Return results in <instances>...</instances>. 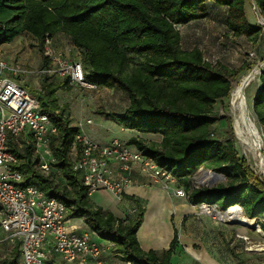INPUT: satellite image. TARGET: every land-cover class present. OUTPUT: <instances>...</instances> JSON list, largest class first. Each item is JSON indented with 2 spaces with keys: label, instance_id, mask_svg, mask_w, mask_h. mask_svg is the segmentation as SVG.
Returning <instances> with one entry per match:
<instances>
[{
  "label": "trees",
  "instance_id": "1",
  "mask_svg": "<svg viewBox=\"0 0 264 264\" xmlns=\"http://www.w3.org/2000/svg\"><path fill=\"white\" fill-rule=\"evenodd\" d=\"M248 0H0V46L27 34L37 41L42 53L48 36L62 34L82 51L80 60L85 82L96 88L119 89L128 98L122 113L109 118L123 129L158 136L160 142L133 137L128 144L144 151L161 168L184 186L192 205H215L225 212L238 206L245 218L256 220L264 232V180L253 174L239 157L232 132L224 140L212 138L216 122L213 106L228 99L232 83L242 69L230 70L204 60L198 48L182 50L177 26L203 20L212 4L226 10L225 27L234 38L246 37L253 44L259 31L250 27L245 9ZM264 19V0H254ZM48 61L41 55L40 70ZM41 75L40 90L29 89L39 111L47 115L57 134L51 142L54 167L62 184L35 168L30 148L21 149L8 137L7 149L18 159L16 169L23 174L20 186L38 185L48 197L61 202L69 219H81L90 232L114 244L121 261L133 264H170L177 233L167 250L143 252L136 232L143 222V209L136 203L135 216L116 218L97 208L69 157L77 126L59 106L56 93L69 90L68 79L53 83ZM253 98V113L264 132V69ZM224 176L207 187L192 188L191 178L200 170ZM14 245L10 258L0 264H18Z\"/></svg>",
  "mask_w": 264,
  "mask_h": 264
},
{
  "label": "built area",
  "instance_id": "2",
  "mask_svg": "<svg viewBox=\"0 0 264 264\" xmlns=\"http://www.w3.org/2000/svg\"><path fill=\"white\" fill-rule=\"evenodd\" d=\"M252 5L260 15L254 0ZM43 57L48 65L38 71L40 75L55 80L68 79L72 86L96 89L85 82L80 61L57 54L48 36L43 41ZM24 73L0 57V229L17 246L18 264H105L101 256L107 249L114 248L113 243L105 241L106 244H102L99 238L76 233L69 228L65 205L48 197L38 185L20 186L23 174L16 169L18 159L7 149L9 136L19 147L30 148L37 170L44 174L56 170L51 142L57 129L49 117L39 111L38 101L15 79ZM84 125H92V121L87 119L77 124L78 132L68 155L72 161L71 170L79 175L89 197L105 192L120 201L126 189L134 184V168L173 195L188 197L182 189L168 187L172 175L144 151L119 139L98 142L84 132ZM112 163L117 166L116 173ZM237 239L250 244L246 236H237Z\"/></svg>",
  "mask_w": 264,
  "mask_h": 264
},
{
  "label": "rangeland",
  "instance_id": "3",
  "mask_svg": "<svg viewBox=\"0 0 264 264\" xmlns=\"http://www.w3.org/2000/svg\"><path fill=\"white\" fill-rule=\"evenodd\" d=\"M258 14V11H256L252 5V0H248L246 5V15L248 20L259 24L260 16ZM261 28L263 36L256 45L247 43L244 38L234 39L233 37H228V33L223 27V22L218 17L213 18V15H211V18L198 20L188 25L176 27L181 37L180 46L182 50L188 51L193 48H198L202 52L204 60L208 63L213 65L219 63L230 70H240L243 68L240 75L247 73L254 66L264 63V28L262 26ZM25 47H29L32 56L29 59H22L24 61L21 62L20 59L24 57H22V50ZM3 48L4 49L0 51V57L9 64H12L13 67L25 71L24 74L16 76L15 79L21 82L27 91L29 89L36 91L40 90L41 75L38 73V70L41 66V55H43V52L41 53L39 51L37 41L33 40L31 37L24 36L16 46ZM250 54H253V56L251 57ZM238 78L232 83V87ZM50 81L57 83L61 80H56L57 82H55V79ZM26 86H28L29 89H27ZM68 86L70 88L69 90H59L56 93V96L59 106H67L65 115L68 117L72 125L77 126L78 123L90 119L92 121V127L90 130L91 135L98 138L100 136L98 135L100 134L98 133L99 127L105 125L104 129L100 130L102 135L104 134V140L106 141L113 139V137H117L123 142H128L130 138H133V135L147 142H160L158 136L142 135L135 131L130 132L125 129L122 130L123 128L120 125L109 118L112 114L122 113L128 105L127 96L119 89H86L81 86H72L70 84H68ZM258 88V76H256L255 80L251 82L245 91L251 118L253 119L261 137V146L258 152L254 154L247 151V149L238 141L233 128V119L230 115L228 99L218 101L213 106V113L215 114L216 122L213 126L212 138L224 140L228 134V129H230L235 141L234 146L239 157L246 161L255 176L260 180H264V132L257 123L252 109L253 98L258 92ZM114 130H118L119 134L114 135ZM20 148L23 149L24 146H20ZM202 171L203 169H200L191 178L192 188L206 186L209 183V177L203 175ZM51 177L56 183L62 184L64 182L58 169L51 173ZM219 182L220 181L213 185ZM167 185L168 187L180 188L185 191L184 186L181 185L176 178L171 177L167 182ZM90 199L97 208L104 212H111L118 219H124L127 216H135L136 214L135 209V212L131 213V207L127 206L128 203L124 199L118 201L113 196L108 195V193L98 192L91 196ZM198 215L199 218H210L211 221L216 222L225 228L226 232L231 235L233 241H231L232 243L230 245L234 250L243 248V246L237 242V236H246L249 238L252 245H257L259 243V246L264 247V232L256 225V220H254V225L244 227L232 222H222L215 216L203 214L201 209H199ZM252 245H248V248L256 249V246ZM13 247L14 245L8 240V235L0 229V260L9 259ZM255 255L256 254L247 256L246 264H251L252 262L258 264L264 263V255L263 257Z\"/></svg>",
  "mask_w": 264,
  "mask_h": 264
},
{
  "label": "crops",
  "instance_id": "4",
  "mask_svg": "<svg viewBox=\"0 0 264 264\" xmlns=\"http://www.w3.org/2000/svg\"><path fill=\"white\" fill-rule=\"evenodd\" d=\"M211 15H213V18H220L223 22L224 29L228 33V37L231 38L232 36L225 27L226 10L209 4L208 16L205 19L211 18ZM246 19L250 27L259 31L258 35L260 40L263 36L261 25L259 26L258 23L256 24L248 20L247 15ZM24 36L31 37L27 34L20 35L15 38L13 42L0 46V51L4 49L3 47L16 46ZM241 38H244L247 43L253 44L246 37L234 39ZM51 41L55 52L62 57L72 58L77 61L82 58V51L77 50L68 37L57 34L52 36ZM22 53V57H24L20 59L21 62L24 61L22 59H29L32 56L29 47H25ZM104 126L105 125L99 127L98 133L100 134L98 135L100 136L98 138L91 135V125H84L83 130L94 140L106 143L110 140H104V134L102 135L101 132ZM128 131L133 132L131 130ZM115 134H119L118 130H114V135ZM132 137L135 136L132 135ZM113 139L118 138L113 137ZM111 166L115 169L116 173L117 166L114 163H112ZM132 178L134 184L126 189L122 199L128 203V205H126L131 207V211H134L136 203L140 205L144 211L143 222L136 232L137 242L143 252L153 251L155 253H160L167 250L176 232L178 239L169 260L170 264H246V257L249 255L256 254L255 256L263 257L264 247L259 246V243V245H252L251 243L245 244L237 239V242L243 246L244 250L243 248H235L236 250L232 249L230 244L233 240L231 235L226 232L225 228L211 221L210 218H199V206L190 204L187 197H177L170 191L164 190L159 185L152 183L138 168L132 170ZM68 224L70 226L69 228L73 229L78 234H88L91 239L99 238L98 235L89 231L81 219H69ZM102 244H106L105 241H103ZM248 245L256 246V250H249ZM101 259L105 264L121 262V260L116 257L114 248L107 249L101 256Z\"/></svg>",
  "mask_w": 264,
  "mask_h": 264
},
{
  "label": "bare ground",
  "instance_id": "5",
  "mask_svg": "<svg viewBox=\"0 0 264 264\" xmlns=\"http://www.w3.org/2000/svg\"><path fill=\"white\" fill-rule=\"evenodd\" d=\"M259 24L264 28V21L260 17ZM260 67L261 64H258L247 73L240 75L236 83L233 85L228 98V106L230 109V115L233 119V128L235 131V135L240 144L243 145L247 149V151L252 152L254 154H256L260 149L261 137L253 119L251 118L249 104L245 91L247 87L251 84V82L255 80ZM252 77L253 80L249 84H247L248 80L250 78L252 79ZM201 212L203 214H210L212 216H215L222 222H232L240 226L246 227L255 224L254 220L245 218L237 207L229 208L228 214L226 216H220L216 212H214L213 209L207 207L202 208Z\"/></svg>",
  "mask_w": 264,
  "mask_h": 264
},
{
  "label": "water",
  "instance_id": "6",
  "mask_svg": "<svg viewBox=\"0 0 264 264\" xmlns=\"http://www.w3.org/2000/svg\"><path fill=\"white\" fill-rule=\"evenodd\" d=\"M260 18H262V17L260 16ZM262 20L264 21L263 18H262ZM263 69H264V63L261 64V67L257 73V76H259L262 73ZM252 80H253V77H252V79L250 78L248 80L247 84H249ZM202 172H203V175L209 176L210 181L206 185L207 187H211L214 183H216L218 181H224L225 180L224 176H222L221 174H217V173L209 171V170H203ZM202 205H204V204H202ZM202 205L199 206L198 210L205 206V207H211L213 209V211L216 212L220 216H226L228 214V210H226L225 212H222V213L220 211H217V208L215 205H212V206H207V205L202 206ZM235 207H237L242 213L241 208H239L238 206H235ZM244 227H246V226H244Z\"/></svg>",
  "mask_w": 264,
  "mask_h": 264
}]
</instances>
